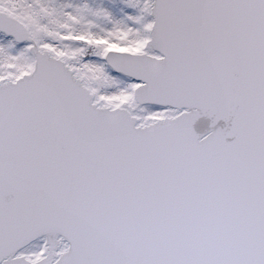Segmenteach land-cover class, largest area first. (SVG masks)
Masks as SVG:
<instances>
[{
    "label": "snow or ice",
    "instance_id": "snow-or-ice-1",
    "mask_svg": "<svg viewBox=\"0 0 264 264\" xmlns=\"http://www.w3.org/2000/svg\"><path fill=\"white\" fill-rule=\"evenodd\" d=\"M0 264H264V0H0Z\"/></svg>",
    "mask_w": 264,
    "mask_h": 264
}]
</instances>
